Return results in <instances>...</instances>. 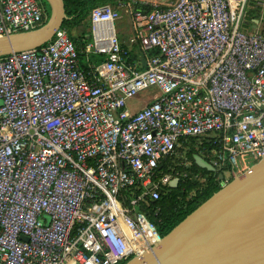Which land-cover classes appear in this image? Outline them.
I'll use <instances>...</instances> for the list:
<instances>
[{"label":"built area","instance_id":"obj_1","mask_svg":"<svg viewBox=\"0 0 264 264\" xmlns=\"http://www.w3.org/2000/svg\"><path fill=\"white\" fill-rule=\"evenodd\" d=\"M248 1L96 4L86 69L61 26L0 56V264H117L147 252L160 237L150 200L178 179L157 165L187 137L214 144L206 154L220 184L264 156V34L245 18ZM42 19L39 0H0V35ZM135 42L141 57L128 60ZM89 52L103 58L89 62ZM151 85L157 93L130 109Z\"/></svg>","mask_w":264,"mask_h":264},{"label":"water","instance_id":"obj_2","mask_svg":"<svg viewBox=\"0 0 264 264\" xmlns=\"http://www.w3.org/2000/svg\"><path fill=\"white\" fill-rule=\"evenodd\" d=\"M44 1L48 6L44 22L0 35V56L51 38L66 15L62 0ZM191 157L198 167L216 173V180L221 178L218 165L197 152ZM176 180L168 185L175 186ZM123 264H264V156L220 184L147 252Z\"/></svg>","mask_w":264,"mask_h":264},{"label":"trees","instance_id":"obj_3","mask_svg":"<svg viewBox=\"0 0 264 264\" xmlns=\"http://www.w3.org/2000/svg\"><path fill=\"white\" fill-rule=\"evenodd\" d=\"M39 1L42 7V22H44L48 15V6L44 0ZM110 1L111 0H62L66 17L62 20L60 26L68 31L77 50L80 67L83 69L87 68V61L84 60V52L81 49L89 35V29H87L89 23H86V17H88L89 10L92 6L105 2L110 3ZM131 4L134 8L140 10H150L155 6L148 2L140 1H133ZM157 6L163 5L157 4ZM255 9L258 10V7H255ZM253 16L254 14H249V17ZM246 19L250 21L249 18ZM72 27L76 28L75 33H70ZM263 31L264 29L261 30L262 33ZM120 45L126 46V43L120 42ZM155 52V48L148 51L149 54ZM141 54L142 52L137 42H135L130 48L128 60L141 57ZM102 58L103 54H93V56L88 57V61L96 63ZM202 137L203 139L199 142L194 139L190 140V143L185 148L184 159L179 156L168 155L160 161V166L156 169L158 173L172 169L178 177L175 186L171 187L164 184L160 188L158 198L153 201L150 200V204L158 205V211L154 213L149 210L147 216L153 223L159 236L166 233L185 214L191 211L197 204L220 186L219 181L216 180V174L198 167L191 157L193 152H197L202 155L203 158L209 160V156H207L206 153L214 148V144L211 140H207L204 135H202ZM182 144H185V141H183ZM121 192L126 197L131 194L130 190L127 188L121 189ZM125 261L126 260L120 261L117 264H123Z\"/></svg>","mask_w":264,"mask_h":264},{"label":"rangeland","instance_id":"obj_4","mask_svg":"<svg viewBox=\"0 0 264 264\" xmlns=\"http://www.w3.org/2000/svg\"><path fill=\"white\" fill-rule=\"evenodd\" d=\"M255 4V1L254 0H249L247 5L245 6V17L246 18H249V14H254V16H259V12L257 9H255V7L253 6ZM118 8V12H120V14L122 15L123 14V7L120 6V7H117ZM119 18V17H118ZM118 18L114 21V26H115V30H116V35H125V37H129L131 34H132V30H131V26H130V22H129V26L127 25L126 22L124 21H119ZM263 21L262 18L259 19V22H258V25L260 26L261 25V22ZM86 23H89V16L86 17ZM89 29V26H87ZM246 28H248V26L246 25L245 26ZM128 28H129V31H128ZM76 28L75 27H72L70 29V33H75L76 31ZM129 32V33H128ZM88 38H87V41L91 40V35H90V29L88 30ZM264 33V31H263ZM129 34V35H128ZM118 37V36H117ZM86 41V42H87ZM85 42V43H86ZM89 56H93V52H89L88 53ZM157 88L156 86L154 85H151V86H147L143 89H141L140 91H138L133 99H129L128 101L129 102H132V107H138V106H141L145 101L149 100L154 94L157 93ZM210 136L214 134V132H209ZM196 140V141H200L203 139L202 135H197V136H190V137H187V140L185 141V144H182L180 143L178 145V147L176 148V152H177V156H179L180 154L183 153V151L185 150L186 146L190 143V140ZM207 139V138H206ZM181 158V155L179 156ZM183 159V158H182ZM253 163V162H251ZM223 173L225 174L226 173V169L224 168L223 170Z\"/></svg>","mask_w":264,"mask_h":264},{"label":"crops","instance_id":"obj_5","mask_svg":"<svg viewBox=\"0 0 264 264\" xmlns=\"http://www.w3.org/2000/svg\"><path fill=\"white\" fill-rule=\"evenodd\" d=\"M118 1H120V0H111L110 1V4H112L113 6H115L117 3H118ZM122 2H124V1H129L130 3H132L133 1H140V2H148V3H150V4H152V5H157V4H160V5H165V4H167V3H169V2H171L172 0H121ZM254 7H258V6H256L255 4L253 5ZM118 10V9H117ZM123 14L121 15L120 14V12H119V18H118V20L119 21H124V22H126L127 23V25L129 26V17H128V14H127V12L124 10V8H123ZM258 12H259V16L260 17H256V16H253V17H249V19L251 20H254V22H256L257 23V25H258V22H259V19L260 18H262L263 19V21L261 22V25L259 26L258 25V27L262 30V29H264V9H262V10H260V8L258 7ZM128 31H129V28H128ZM129 33V32H128ZM129 35V34H128ZM117 36H118V39H119V41L120 42H123V43H126L127 44V37H125V35L123 36V35H118L117 34ZM130 101V100H129ZM129 101H127V104H128V106L130 107V109H135V107H132V102H129ZM137 108V107H136Z\"/></svg>","mask_w":264,"mask_h":264}]
</instances>
